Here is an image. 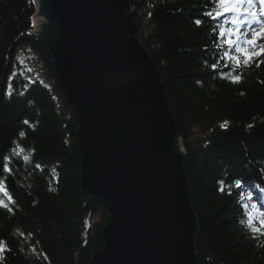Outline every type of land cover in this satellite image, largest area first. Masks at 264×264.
<instances>
[{"label":"trees","instance_id":"obj_1","mask_svg":"<svg viewBox=\"0 0 264 264\" xmlns=\"http://www.w3.org/2000/svg\"><path fill=\"white\" fill-rule=\"evenodd\" d=\"M131 7L185 151L199 262L264 264V227L248 210L249 194L264 202V55L222 78L210 0ZM35 13L34 0H0V264H90L108 211L82 196L77 115L33 36Z\"/></svg>","mask_w":264,"mask_h":264},{"label":"water","instance_id":"obj_2","mask_svg":"<svg viewBox=\"0 0 264 264\" xmlns=\"http://www.w3.org/2000/svg\"><path fill=\"white\" fill-rule=\"evenodd\" d=\"M132 0H36L35 39L77 115L80 186L107 209L90 264H201L185 151Z\"/></svg>","mask_w":264,"mask_h":264},{"label":"snow or ice","instance_id":"obj_3","mask_svg":"<svg viewBox=\"0 0 264 264\" xmlns=\"http://www.w3.org/2000/svg\"><path fill=\"white\" fill-rule=\"evenodd\" d=\"M210 3L214 7L209 8L203 15L217 21L213 27V31L217 33L213 43L221 46L218 49L217 59L211 67L213 71H216L218 65L223 61V67L219 72L223 78L226 75L223 68H229L233 62L234 66L231 70L236 71L241 62L244 66L250 67L253 58L264 55V45L257 43L258 40L264 39V22L259 19L260 16H264V0H210ZM256 3L260 5L259 11H257ZM220 17H224L223 20ZM194 22L198 26L203 23L199 19ZM254 25H257L258 28ZM249 35H251V39H249ZM250 48L259 50L250 52ZM241 57L243 61H241ZM260 63H264V60L259 61L256 67H259ZM235 79L238 81L239 76ZM25 123L28 122L25 121ZM24 159L28 158L24 157ZM3 167L7 168V164ZM237 185L239 186L238 182ZM0 192L7 195L2 185H0ZM2 202L0 199V203ZM249 223L251 224V218ZM3 251L4 248L0 245V252Z\"/></svg>","mask_w":264,"mask_h":264},{"label":"rangeland","instance_id":"obj_4","mask_svg":"<svg viewBox=\"0 0 264 264\" xmlns=\"http://www.w3.org/2000/svg\"><path fill=\"white\" fill-rule=\"evenodd\" d=\"M257 11L260 10V5L258 4V6H256ZM259 19L261 20V22H264V16H260ZM254 27H257V25H254ZM249 39H251V35H249ZM261 42L262 44L264 43V39L258 40L257 43ZM257 48H250L249 51H256ZM250 197V202L252 203L250 205V210H251V217H252V222H254L256 225V227H261L263 226L264 223V205H262L261 203H257L256 201H254L253 197L251 196V194L249 195Z\"/></svg>","mask_w":264,"mask_h":264}]
</instances>
